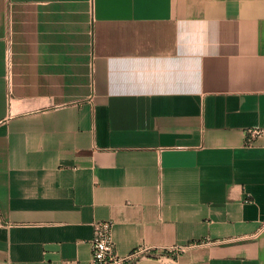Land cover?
I'll use <instances>...</instances> for the list:
<instances>
[{"label":"crops","instance_id":"crops-1","mask_svg":"<svg viewBox=\"0 0 264 264\" xmlns=\"http://www.w3.org/2000/svg\"><path fill=\"white\" fill-rule=\"evenodd\" d=\"M252 127L264 0H0V264H264Z\"/></svg>","mask_w":264,"mask_h":264},{"label":"built area","instance_id":"built-area-1","mask_svg":"<svg viewBox=\"0 0 264 264\" xmlns=\"http://www.w3.org/2000/svg\"><path fill=\"white\" fill-rule=\"evenodd\" d=\"M261 138H264V127H252L246 130L247 145H253ZM91 245V264H134L141 257L149 256L150 251V248L141 246L127 255H121L116 248L111 220H99L94 223ZM175 250L184 251V246H177L170 251Z\"/></svg>","mask_w":264,"mask_h":264}]
</instances>
